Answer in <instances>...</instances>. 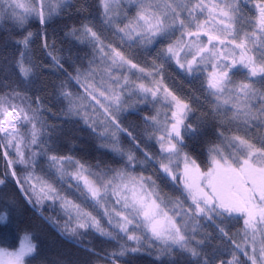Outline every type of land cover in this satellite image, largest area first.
<instances>
[{
  "label": "snow or ice",
  "instance_id": "6c2138e0",
  "mask_svg": "<svg viewBox=\"0 0 264 264\" xmlns=\"http://www.w3.org/2000/svg\"><path fill=\"white\" fill-rule=\"evenodd\" d=\"M0 264H264V0H0Z\"/></svg>",
  "mask_w": 264,
  "mask_h": 264
}]
</instances>
